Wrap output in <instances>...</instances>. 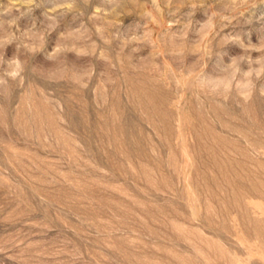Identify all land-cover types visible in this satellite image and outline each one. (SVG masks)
Masks as SVG:
<instances>
[{"label": "rangeland", "instance_id": "374dc122", "mask_svg": "<svg viewBox=\"0 0 264 264\" xmlns=\"http://www.w3.org/2000/svg\"><path fill=\"white\" fill-rule=\"evenodd\" d=\"M0 264H264V0H0Z\"/></svg>", "mask_w": 264, "mask_h": 264}, {"label": "clouds", "instance_id": "9594fccd", "mask_svg": "<svg viewBox=\"0 0 264 264\" xmlns=\"http://www.w3.org/2000/svg\"><path fill=\"white\" fill-rule=\"evenodd\" d=\"M14 63H15V61H14ZM17 75H18L17 72H13V73H11V76H12L13 78H15ZM247 75L250 76L251 73H248ZM257 75L259 76V73H257ZM238 87L244 89V91H242L240 94H241L242 96H244V97H247V96H249V95L251 94V90H252V88L254 87V84L252 83L251 80H249V81H248L247 83H245V84L238 85Z\"/></svg>", "mask_w": 264, "mask_h": 264}]
</instances>
